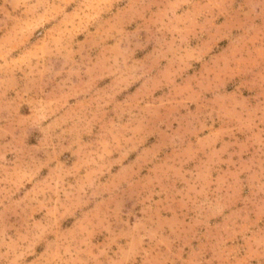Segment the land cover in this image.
Wrapping results in <instances>:
<instances>
[{
	"label": "rangeland",
	"instance_id": "rangeland-1",
	"mask_svg": "<svg viewBox=\"0 0 264 264\" xmlns=\"http://www.w3.org/2000/svg\"><path fill=\"white\" fill-rule=\"evenodd\" d=\"M0 264H264V0H0Z\"/></svg>",
	"mask_w": 264,
	"mask_h": 264
}]
</instances>
